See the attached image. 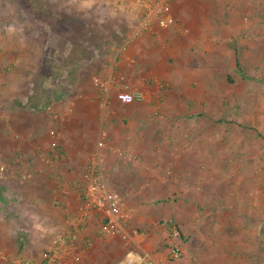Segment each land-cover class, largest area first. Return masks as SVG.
<instances>
[{
  "label": "crops",
  "instance_id": "crops-1",
  "mask_svg": "<svg viewBox=\"0 0 264 264\" xmlns=\"http://www.w3.org/2000/svg\"><path fill=\"white\" fill-rule=\"evenodd\" d=\"M94 3L84 4L86 17L78 23L80 32H75L78 24H69V33L45 23L33 25L31 34H24L16 42L19 70L7 73L10 83L5 87L17 93L13 113L19 120L17 125L21 128L24 123V107L38 105L51 110L55 125L44 124L41 133L33 135V151L32 147L25 151L24 143L14 145L6 132L0 134V166L5 168L0 172V256H7V260L0 259V264H38L60 237L66 239L63 264L103 262L101 256L95 259L91 253L96 247L99 253L107 245L87 252L82 251L81 243L95 231H102L94 227L100 222L98 216L84 210L82 192L83 174L104 126L112 130L103 150L104 175L110 190L119 196L127 193L130 203H158L168 196L163 186L175 184V200L188 197L197 201L195 196L203 193L197 184L209 183L211 202L220 195L218 191H223L218 218L225 220L226 228L220 233L222 260L208 264H264V144L251 135L255 142L248 145V132L238 130L235 119L227 116L247 112L241 104L224 109L227 99L223 91L216 94V74L211 66L215 52L210 47L216 43L215 28L231 26L211 20L217 9L232 12L233 5H242L240 9L247 12L257 10V6L263 8L264 0H169L165 17L174 21L154 19L137 37L132 34L144 15L142 7L128 15H113L106 11V3L102 9L90 8ZM217 3H222L220 8ZM75 33H82L83 41L71 38L67 42ZM63 46H68L69 52ZM166 49L171 52L168 57ZM197 49L201 57L195 61ZM62 50L68 52L67 57L78 51L77 57L85 66L95 64L93 76L83 80L81 64L68 70H42L49 66L44 59L61 61L58 56ZM33 58L39 60L35 65ZM31 66L35 70H26ZM102 75L112 82L106 115L100 110L102 91L94 82ZM59 76L65 82L58 94L44 98L43 92H52L50 80ZM81 84L78 92L76 86ZM123 86H129L141 98L128 104L130 119L113 120L110 108L119 106L115 92ZM89 112L96 138L81 147L77 140L68 138L66 131L75 123L80 137ZM30 114L26 111L27 118ZM259 121L264 122L262 118ZM222 122L228 126L217 132V124ZM53 138L55 142L48 141ZM217 139L223 141L225 153L217 151ZM122 151L131 153L134 159L127 161L120 155ZM217 154L224 156L219 162ZM119 264L131 262L126 259Z\"/></svg>",
  "mask_w": 264,
  "mask_h": 264
},
{
  "label": "rangeland",
  "instance_id": "rangeland-1",
  "mask_svg": "<svg viewBox=\"0 0 264 264\" xmlns=\"http://www.w3.org/2000/svg\"><path fill=\"white\" fill-rule=\"evenodd\" d=\"M112 1L0 0V134L6 132V135H8V138L12 140L14 145L24 143L25 146L23 148L26 149L27 147L25 151H28L30 147H32L33 151V145L36 143V138L33 135L38 134L44 124L47 126L50 122L55 125V121L51 119L49 114L51 110L39 105L24 107V123L21 124V128L17 125L19 120L14 118L13 114L17 103V93L14 88L11 91H7L5 87L7 83H10L7 80V78H10L7 73L19 70V65L16 64V59H18L15 53V49H18L16 42L21 40L24 34H31L34 28L33 25H43L45 23L52 25L55 30H66L71 33L72 28L69 24L76 25L83 21V17H86L82 12V9L87 8L84 5L85 3L95 2L90 8L102 9L101 5ZM123 3L129 2L123 0ZM80 5H84V7ZM94 5L100 6L93 7ZM221 5L222 3H217L216 7L220 8ZM241 6L233 5L231 7L233 9L232 12L217 9L216 17L212 16L211 20L215 19V22H219V24L221 22L229 23L231 26H217L215 28L216 43L210 46L212 51L214 49L215 52L214 65L212 64L211 66L212 70L215 69L216 87H219L218 89L215 87L216 94L223 91L224 98L227 99L224 109L241 104L247 112L241 116H231V114L227 116L230 119H235V124L240 126L238 130L248 132V145H252L256 139L264 144V122H257L259 118L264 120V4L263 8L257 6V10L253 8V10H248L247 12L240 9ZM76 8H79V11ZM106 11L113 15H128L120 11L111 12L108 8H106ZM202 16L200 19H204ZM227 19L229 20L227 21ZM79 26L78 24L77 28H75L76 33L80 32ZM76 33L71 37L68 36L67 42H70L71 38L83 41V37L81 38L82 33H80L81 35H76ZM52 36H54L53 33ZM66 47L68 51V46H63L62 48ZM164 52L166 57L171 55V52L167 49ZM67 53H64L63 50L61 51L58 56L61 61H57L56 59L51 60V57L47 60L44 59L46 63L49 61V66L42 70H68L70 67L81 64L79 68L83 70L81 77L85 81L89 80L93 76V70H96L95 64L85 66L77 57L79 55L78 51L74 52V55L72 54L71 57H69L70 55L67 57ZM200 57L201 53L197 49L194 57L195 61ZM37 61L39 62V60L34 59V65ZM50 62L53 65H50ZM67 65L70 66L66 68ZM26 70H35V68L31 66V68H27ZM36 70H41V67L39 69L36 68ZM47 76L45 75L43 79ZM55 78L50 80L52 82V85H50L52 92H43L44 98H47L49 95L53 97L55 94H58L64 80L61 82L59 79H62V77L60 76ZM37 81H40V78ZM225 86L228 90H226ZM81 89L82 84L77 85L75 90L81 92ZM120 89L115 92V98L116 93ZM76 93L73 92L72 94ZM239 100H242L243 103L238 102ZM7 108L11 110L8 112ZM100 110L103 115H106L107 111H109L108 107L105 112L101 107ZM26 111L31 112L30 118L26 117ZM110 111H112L110 118L113 120H128L131 117V105L119 104L117 108L113 107V110L110 108ZM122 112H124L123 116ZM6 114L9 115L8 119H5ZM91 114L89 112L86 122L85 120L82 122L83 128H81L82 133L80 137L75 132V123H71L73 128L66 131L68 138L77 140L78 145L81 147H83V144L88 145L90 142H94L96 138V133H94L96 129H94V122L90 118ZM57 121L59 122L58 119ZM227 126L225 122L217 124V132H221L224 129L223 127ZM105 128L104 126L103 130L108 139V133L112 132V130L109 128L106 130ZM15 134H17L18 139L15 138ZM251 135H254V140ZM77 137L82 139L80 140ZM55 139H49L48 141L55 142ZM105 144L107 145L106 141ZM220 146L222 148H219ZM216 148L217 151L226 152L222 140L217 139ZM123 153L129 152H120V155L127 160ZM223 158L222 154H217V162ZM133 159L132 155L131 160ZM3 171H5V168ZM219 173L221 175L223 171L220 170ZM201 176L203 175L201 174ZM208 185L209 183L204 182L197 184L199 190L203 191L202 194L195 196L197 201H190L188 197H180L175 200L174 196H172L178 192V186L175 184H165L163 186L168 196L165 198V201L158 203H130L131 196L127 193H121L120 199L130 216L125 227L127 237L123 239L122 235L95 231V233H92L87 239L82 241V251L90 252L91 249L98 245H107L99 253L95 251L99 250L98 247L92 251V258L96 259L101 256V259H103L102 263L101 261L99 263L95 261V264H119L126 261L128 255L131 256V264H208V262L210 263L214 260H222L223 252L221 251V244H223V240L220 237L223 234L220 236V233L226 228V222L223 218H218V216L219 210L223 206V203L220 201L223 191H218L220 195L216 196L213 202H211V195L208 196ZM125 188L129 192L131 191L129 186L126 185ZM137 198L141 199L142 197ZM94 227H96V230L102 229V223L96 222V226ZM174 228L178 230V235L176 236L173 235ZM172 248L179 250L177 258L170 257Z\"/></svg>",
  "mask_w": 264,
  "mask_h": 264
},
{
  "label": "built area",
  "instance_id": "built-area-1",
  "mask_svg": "<svg viewBox=\"0 0 264 264\" xmlns=\"http://www.w3.org/2000/svg\"><path fill=\"white\" fill-rule=\"evenodd\" d=\"M168 1L169 0H134L132 3L128 4L119 0H113L107 3L106 7L111 10V12L120 11L126 14H130L136 7H142L144 9V15L132 34V37H137L148 30L150 22L154 19L172 23L173 20L170 17H165L168 9ZM94 82L102 91L101 108L105 112L108 107V98L112 88V82L104 75H102L101 78H95ZM128 87L129 86H123L116 93V100L120 104L128 105L141 98L140 94L135 95ZM106 139L107 136L104 130L100 129L88 165L83 174L84 188L82 193L84 210L86 212H93L98 216L102 223V231L122 235V238L125 239L127 237L125 227L130 216L119 194L110 190L104 175L102 152L106 147ZM123 154L126 156L127 160L132 159L131 153ZM3 170L4 167L0 166V171ZM173 235H178V232L176 230L173 231ZM65 244V238H58L54 244L46 250L41 262L38 264H63L67 256L63 251V246H65ZM178 256L179 250L177 248H172L170 257L177 258ZM68 257L70 260L71 256ZM0 259L7 260V256L2 255ZM71 260L73 261V259Z\"/></svg>",
  "mask_w": 264,
  "mask_h": 264
},
{
  "label": "bare ground",
  "instance_id": "bare-ground-1",
  "mask_svg": "<svg viewBox=\"0 0 264 264\" xmlns=\"http://www.w3.org/2000/svg\"><path fill=\"white\" fill-rule=\"evenodd\" d=\"M127 260L131 262V256L128 255Z\"/></svg>",
  "mask_w": 264,
  "mask_h": 264
}]
</instances>
